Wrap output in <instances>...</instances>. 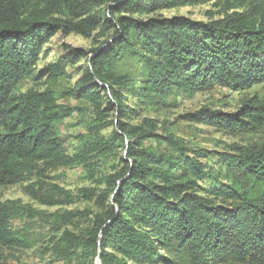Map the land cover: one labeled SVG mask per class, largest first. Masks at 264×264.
<instances>
[{"label": "trees", "instance_id": "trees-1", "mask_svg": "<svg viewBox=\"0 0 264 264\" xmlns=\"http://www.w3.org/2000/svg\"><path fill=\"white\" fill-rule=\"evenodd\" d=\"M208 1L0 0V187L31 181L27 190L38 192L37 187L48 184L47 173L63 166L81 167L100 186L80 190L88 199L102 198V210L81 232L66 228L54 237L51 250L58 259L77 264H264V142L235 143L223 151L191 148L173 134L158 133L152 119L126 121L130 107L124 92L134 89L127 74L111 68L134 51L145 60L142 96L161 102L175 90L194 93L221 85L245 91L264 84V0H225L222 17L209 21L150 15ZM58 30L86 36L99 30L116 39L93 48L88 74L70 93L92 104L95 128L114 125L113 130L108 137L83 138L74 153L67 151L59 123L80 107L59 103L51 89L19 90L36 68L42 44ZM83 56L71 48L48 67L51 75H63L69 62ZM94 77L100 82L95 88L88 85ZM114 110L117 118L110 119ZM183 116L237 136L264 129V88L236 111L205 105ZM151 139H166L172 150L146 144ZM117 147L125 153L114 158L119 166L102 171L99 165L117 155ZM50 191L51 198L73 201L57 184ZM108 200L109 207L103 206ZM21 210L19 201L0 196V246L31 245L11 228ZM84 215L81 210L58 214L64 224Z\"/></svg>", "mask_w": 264, "mask_h": 264}, {"label": "rangeland", "instance_id": "rangeland-1", "mask_svg": "<svg viewBox=\"0 0 264 264\" xmlns=\"http://www.w3.org/2000/svg\"><path fill=\"white\" fill-rule=\"evenodd\" d=\"M225 0H211L198 5H188L179 8L165 9L151 13L152 16L164 15L172 17L174 15H184L196 20L209 21L222 17ZM251 1V0H249ZM136 17L143 18L145 14H136ZM83 18L74 20L82 21ZM108 43L115 41L110 33L102 35L99 30H95L92 36L82 35L77 30L66 32L58 30L54 32L41 46L39 61L33 72L23 80L19 90L22 92L29 90L51 89L60 97L59 103L80 107L79 110L65 117L59 123V130L65 139V145L69 153H74L82 142L83 138L92 135L100 137L110 136L114 125L102 128H95L96 114L92 104L83 97L70 94L88 74V59L93 48L102 45L104 40ZM71 48L84 52V56L76 63L69 62L66 71L59 77L51 75L50 67L58 59L70 52ZM113 71L120 74H127L134 89L132 94L125 91V103L130 107L124 120L133 124H143L144 119L149 118L157 125V132L162 135L173 134L175 138L182 140L191 148H206L210 150H230L235 143L247 145L251 143L264 142V129L257 130L242 135H232L216 126L201 123L195 120H188L183 115L194 112L207 105L213 109L223 111H236L246 98L256 93H262L264 84H257L249 90L234 91L221 85H216L209 89H199L194 93L175 90L173 95L165 102L160 99L153 101L142 96L141 87L144 86L145 60L135 55L134 51H128L126 55L114 62L111 67ZM98 78L88 83L91 87H96ZM110 119L117 118L116 110L111 112ZM159 151H171L172 146L166 139L157 141L151 139L146 141ZM117 155H112L109 161L99 165L102 171L107 173L117 168L119 164L116 156H125L124 151L117 147ZM210 165L219 163L211 158L206 159ZM216 168H219L216 165ZM99 177V176H98ZM46 183L43 188H36L38 192L31 193L27 187L32 183L25 181L12 186L0 187V196L3 201L17 200L20 202L22 210L20 214L11 221V228L25 236L31 242L29 247H7L0 246V264H77L76 261H66L58 259L51 250L52 240L59 237L63 230L69 228L75 232L90 224V219L94 213L102 210V198L94 196L88 199L81 195L80 190L84 187H100L96 180L86 177V172L81 167H58L50 170L45 178ZM57 184L64 190L72 194V202L66 196L51 198L50 185ZM99 191V190H98ZM50 197V198H49ZM51 199L53 202H48ZM107 200V199H106ZM103 203V202H102ZM108 200L103 206L109 207ZM20 209V208H19ZM71 210L85 211V215L73 220L70 224H64L63 219L58 216ZM59 218V220H58ZM164 253L163 251H161ZM217 264H248L242 262H228Z\"/></svg>", "mask_w": 264, "mask_h": 264}]
</instances>
